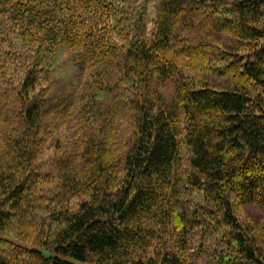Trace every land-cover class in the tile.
<instances>
[{
    "label": "trees",
    "instance_id": "trees-1",
    "mask_svg": "<svg viewBox=\"0 0 264 264\" xmlns=\"http://www.w3.org/2000/svg\"><path fill=\"white\" fill-rule=\"evenodd\" d=\"M0 264H264V0H0Z\"/></svg>",
    "mask_w": 264,
    "mask_h": 264
},
{
    "label": "rangeland",
    "instance_id": "rangeland-1",
    "mask_svg": "<svg viewBox=\"0 0 264 264\" xmlns=\"http://www.w3.org/2000/svg\"><path fill=\"white\" fill-rule=\"evenodd\" d=\"M134 1L135 0H124L125 7L128 10V12H131L132 11L133 5H134ZM247 209L250 210V212H252V213H256V214H259L260 215L261 210L258 207H256V206L248 205L247 206Z\"/></svg>",
    "mask_w": 264,
    "mask_h": 264
}]
</instances>
